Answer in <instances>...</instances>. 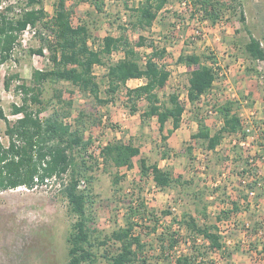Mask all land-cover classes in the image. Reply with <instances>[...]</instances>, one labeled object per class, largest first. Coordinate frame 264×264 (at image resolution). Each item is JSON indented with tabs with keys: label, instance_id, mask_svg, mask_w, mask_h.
Listing matches in <instances>:
<instances>
[{
	"label": "rangeland",
	"instance_id": "rangeland-1",
	"mask_svg": "<svg viewBox=\"0 0 264 264\" xmlns=\"http://www.w3.org/2000/svg\"><path fill=\"white\" fill-rule=\"evenodd\" d=\"M42 1L49 19L55 13L58 0ZM140 1L104 0L101 10L86 0L65 3L73 24L87 25L88 43L93 48H99L106 35L118 38L119 43L126 39L127 47L137 51L143 63L152 50L151 43L164 47L162 63L170 76L158 90V96L165 101L170 93L179 95L184 112L177 130L168 133L171 128L168 121L160 132L155 117H142L146 100L132 102L124 88L104 103L67 81L46 80L41 86L42 104H31L33 108L45 107L40 113L42 117L52 111L60 115L69 112L64 121L73 128L78 127L84 140L89 137L92 140L85 151L94 157L88 158L90 167L85 176L89 182L85 180L81 184L88 194L85 214L92 238L102 239L113 229L124 226L127 205L142 201L147 213L145 218L137 217L134 221L143 225V228L136 226L135 231L145 243L141 256L147 259V264H175L178 254L197 255L195 264H264V233L257 232L264 230V210L253 207L257 202L256 192L251 197L246 192L252 183L240 180L248 176L260 178V165L264 162V60L252 59L244 47L251 35L264 49V0H221L225 10L214 23L203 19L202 13H194L192 0H169L150 25L136 21L134 8ZM26 7V0H1L0 20L19 17ZM241 14L244 20L240 19ZM54 44L50 28L41 23L29 26L20 34L9 59L0 63V110L8 119L18 117L12 114V104L22 101L19 85H32L35 71L52 67ZM39 48L41 53L33 51ZM181 54L210 55L216 61L213 86L194 103L187 99V88L190 71L196 66L178 62ZM124 55L125 49L120 47L93 66L101 99L109 98L104 78L108 63ZM142 83L140 79L129 80L127 86L132 88ZM227 101L233 103L232 115L244 125H251L252 132L246 135L241 127L236 133L225 134L216 149L207 150L191 135L198 130L199 120L212 133L218 130L223 121L217 108ZM132 105L136 107L135 112L131 110ZM250 120L252 123L248 124ZM4 130L5 122L0 118V140L6 144ZM113 140L132 142L140 148V155L133 158L132 166L104 167L100 162L99 147ZM242 140L243 145L239 143ZM71 153L81 163L85 153L78 149ZM141 157L148 164L169 169L180 181L165 188L156 186L151 172L142 175ZM95 159L99 160L98 165ZM116 177L118 182L114 184ZM62 187V179L52 178L33 188L19 186L0 190V264H67V238L76 216L61 193ZM234 202L242 206L233 210ZM251 203V207L244 206ZM202 208L207 221L218 225L222 238L231 240L230 244L225 243L230 256L211 251L205 254L206 242L202 237L196 241L188 238L185 242L186 228L180 222L181 214L187 212L202 223L199 213ZM165 210L171 213L165 215ZM221 210L232 212L228 218L218 220ZM150 212L155 218L148 215ZM170 234L178 240L172 249L168 248ZM106 247L116 248L110 241ZM93 250L96 264H106L101 256L103 246L96 245Z\"/></svg>",
	"mask_w": 264,
	"mask_h": 264
},
{
	"label": "trees",
	"instance_id": "trees-1",
	"mask_svg": "<svg viewBox=\"0 0 264 264\" xmlns=\"http://www.w3.org/2000/svg\"><path fill=\"white\" fill-rule=\"evenodd\" d=\"M86 1L91 2L98 10L102 9L104 2V0ZM168 1L141 0L134 8L137 23L150 25ZM65 2L66 0H58L54 15L47 19L42 0H26L27 7L19 17H5L0 20V63L9 59L20 34L29 26L41 23L42 26L51 29L55 38L52 47V67L47 71H35L32 85L26 83L19 85L23 92L22 101L20 104H12V114H17L18 117L13 120L8 119L0 110V118L5 122L4 134L7 137L6 144L0 140V190L19 186L33 188L52 178L62 179L61 193L66 198L71 212L76 216L67 238L69 245L67 264H96L97 256L93 250L96 245L103 246L101 256L106 260V264H147V259L141 256L145 243L135 231L136 226L143 228V225H138L136 220L137 217L145 218L147 209L144 203L142 201L129 203L125 225L113 229L102 239L98 237L93 239L85 214L89 202L88 194L86 189L80 186L81 178L89 182L85 173L90 167L88 158L94 157L85 151L92 140L90 137L84 140L83 132L78 127L73 128L71 123L64 121V116L69 115V112L60 115L59 112L52 111L42 117L40 113L45 107L33 108L31 104H42L41 86L46 80L67 81L90 92L96 100L104 103L111 101L113 94L124 88L132 102L142 98L146 100L147 105L142 117H155L160 132L164 131L168 121L171 123L168 133H173L179 128L184 105L180 102L177 93H170L165 101H161L158 96V90L166 85L170 76V71L162 63L164 47L159 48L151 43L152 50L143 63L140 62L137 51L127 47L126 39L123 43H119L118 38L106 35L103 37L102 45L93 48L88 43L90 32L87 25L73 24L71 11L67 9ZM223 4L221 0H192L194 13H202V18L212 23L224 12L225 8L221 6ZM240 19L244 20L242 14ZM120 47L125 49V55L113 63H108L104 78L109 98L101 99L100 85L93 75V66L99 64L112 50ZM244 47L252 59L264 60V49L255 37L250 35ZM33 51L41 53L42 49ZM177 61L187 66H196L190 71L187 88V99L190 103H194L213 86L216 79L213 64H216V61L210 55L198 54H181ZM134 78L142 79L143 83L136 87H128L127 81ZM8 84L7 81L6 86ZM232 109L231 101L220 104L217 111L222 116V126L212 133L210 128L199 120L198 130L191 137L203 143L207 150L216 149L225 134H233L241 129V121L237 116L232 115ZM131 110L136 111L135 105H132ZM73 149L85 153L81 156V163L72 156ZM139 155L140 148L137 145L122 140L109 141L99 149L100 162L104 167H130L133 158ZM94 163L98 165L99 160L95 159ZM140 169L142 175L151 172L155 185L160 188L172 186L180 181L169 169L160 168L156 163L148 164L147 159L143 157L140 158ZM66 175L68 179L65 181ZM117 182L116 177L114 184ZM238 209V204L234 202L233 210ZM231 212L232 210H221L217 219L228 218ZM150 213L148 215L154 216L152 212ZM163 213L167 215L171 212L165 210ZM199 213L204 220L202 223L194 215L187 212L181 214L180 222L186 228L185 242H188V238L196 241L198 237H202L206 242L205 254L211 251L219 252L222 256L223 253L230 256L218 225L207 221L205 208L199 210ZM152 230H155L154 226ZM109 241L116 246L115 249H107ZM177 243L178 240L170 234L168 248H174ZM262 250L264 251V245ZM196 260L197 255L178 254L174 263L195 264Z\"/></svg>",
	"mask_w": 264,
	"mask_h": 264
},
{
	"label": "crops",
	"instance_id": "crops-1",
	"mask_svg": "<svg viewBox=\"0 0 264 264\" xmlns=\"http://www.w3.org/2000/svg\"><path fill=\"white\" fill-rule=\"evenodd\" d=\"M129 80H139L138 78H134V79H129ZM128 80V81H129ZM140 80H142V79H140ZM127 81V82H128ZM178 129V128H177ZM176 129V130H177ZM217 148V147H216ZM260 171H261V173H262V175H261V177L259 178V184H257V185H253V184H251L249 187H252L254 190H255V192H256V194H257V202L256 203H254V205H253V207H262V210H264V162L262 163V165H260ZM244 179L246 180V179H250L249 177H242L240 180H241V182L243 183V181H244ZM256 187V188H255ZM249 189V188H248ZM258 190V191H257ZM245 192V191H244ZM240 193H242V191L240 192ZM232 195V194H231ZM239 197H240V195H238ZM247 200H249V198H247ZM238 202H241V200H240V198H238V200H237ZM238 204V207H241L242 206V203H237ZM241 204V205H240ZM244 206H246V207H251L252 206V203H251V205H248V204H246V205H244ZM245 213V212H244ZM228 250H229V248H228Z\"/></svg>",
	"mask_w": 264,
	"mask_h": 264
},
{
	"label": "built area",
	"instance_id": "built-area-1",
	"mask_svg": "<svg viewBox=\"0 0 264 264\" xmlns=\"http://www.w3.org/2000/svg\"><path fill=\"white\" fill-rule=\"evenodd\" d=\"M27 29V28H26ZM145 58V57H144ZM252 121L250 120L248 124H251ZM241 127L243 129V133L246 134V135H249L251 132H252V128H251V125H244V123L241 121ZM241 145L245 144V141H240L239 142ZM100 149V147H99ZM99 155V153H98ZM250 179V183H252L253 185H257L259 184V177H254V176H248ZM248 181L244 179L243 182H246ZM81 184H84V181L83 180H80V186ZM249 184V183H248ZM246 192L248 194L249 197L255 195V191L252 187H249V189H246ZM258 234H263L264 233V230L263 229H258L257 230ZM223 241L226 243V244H230L231 243V240L230 239H223Z\"/></svg>",
	"mask_w": 264,
	"mask_h": 264
}]
</instances>
